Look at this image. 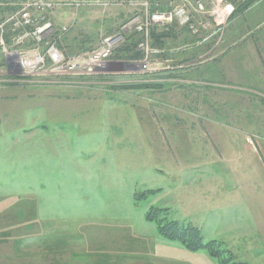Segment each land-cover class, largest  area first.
Returning a JSON list of instances; mask_svg holds the SVG:
<instances>
[{
	"label": "rangeland",
	"instance_id": "374dc122",
	"mask_svg": "<svg viewBox=\"0 0 264 264\" xmlns=\"http://www.w3.org/2000/svg\"><path fill=\"white\" fill-rule=\"evenodd\" d=\"M79 1L43 42L0 27V264H219L150 212L255 264L264 0ZM51 43L78 72L36 82L20 62Z\"/></svg>",
	"mask_w": 264,
	"mask_h": 264
},
{
	"label": "built area",
	"instance_id": "2783aa9c",
	"mask_svg": "<svg viewBox=\"0 0 264 264\" xmlns=\"http://www.w3.org/2000/svg\"><path fill=\"white\" fill-rule=\"evenodd\" d=\"M82 4L79 0H23L20 3V7L17 10L12 12V15L8 20H5L0 27L8 24L9 21L13 24V39L16 40L15 44L25 45V40H28V44L33 41L43 42L44 37L49 34L50 29L53 28L50 22L37 25L38 17L43 13L53 12L57 7L62 5L68 6H79ZM145 5V3H141ZM226 12L230 13L232 6L230 4L226 7ZM153 18L158 19V15H152ZM33 26L32 29H28ZM18 27L25 29V31H19ZM17 30V31H16ZM52 30V29H51ZM118 39V38H115ZM114 39H111V43ZM110 46V45H109ZM39 48V47H37ZM108 50H104L103 57L107 56ZM31 59L20 62V66L25 69V73L34 77L36 82H51L52 79L61 76H74L75 72H78L74 65L65 66L62 64L64 61L62 54L59 52V49L55 46L54 43L47 44L34 55ZM99 55V54H98ZM98 57V56H96ZM76 65V64H75ZM82 74V73H80ZM54 77V78H52Z\"/></svg>",
	"mask_w": 264,
	"mask_h": 264
},
{
	"label": "crops",
	"instance_id": "0c3cea01",
	"mask_svg": "<svg viewBox=\"0 0 264 264\" xmlns=\"http://www.w3.org/2000/svg\"><path fill=\"white\" fill-rule=\"evenodd\" d=\"M17 1L19 2L21 0H0V19L8 12L12 11L13 9L12 6ZM86 15L87 14L84 11H81L80 14H76L73 11L64 10L62 8L54 15L53 21L57 24H63V22H69V18H70L71 22L79 23L80 25V23L84 21V17ZM75 33H77L76 34L77 37L80 31L77 30L75 31ZM73 37H75V34ZM244 199L245 202L252 203L251 208L255 209V211L253 212L254 214L249 213L250 215L247 218L251 224H254V228H255V242H257L255 264H264V191L257 192V196H254V198L252 196L247 198L246 196L244 197ZM247 208L248 210H251V208L249 207ZM249 262L252 264L251 261Z\"/></svg>",
	"mask_w": 264,
	"mask_h": 264
},
{
	"label": "trees",
	"instance_id": "16d2710c",
	"mask_svg": "<svg viewBox=\"0 0 264 264\" xmlns=\"http://www.w3.org/2000/svg\"><path fill=\"white\" fill-rule=\"evenodd\" d=\"M157 210H155L156 213ZM147 220L154 221L157 225V232L164 238L168 240H176L180 242L186 249L190 251H195L201 248H206L208 253L211 256H214L218 259L219 264H228L232 261V257H227L229 259H224L222 253L217 252L213 248L212 243L204 244L200 238L199 232L195 228H184L178 225L176 222H167L162 223L160 220H157L150 213H147L145 216ZM233 264H242L235 263Z\"/></svg>",
	"mask_w": 264,
	"mask_h": 264
}]
</instances>
